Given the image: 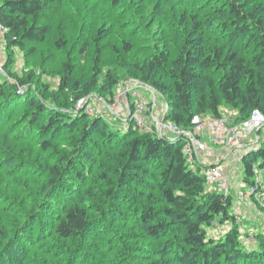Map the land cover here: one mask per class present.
<instances>
[{"label":"rangeland","instance_id":"rangeland-1","mask_svg":"<svg viewBox=\"0 0 264 264\" xmlns=\"http://www.w3.org/2000/svg\"><path fill=\"white\" fill-rule=\"evenodd\" d=\"M225 3L226 0H54L46 8L45 21L49 31L45 41L37 45V54L28 59L19 47L10 49L9 45L5 47L4 40H0V51L5 55L6 64L9 58L13 60L11 74H8L5 64L7 73L0 74V82L7 81L18 86L15 96L7 95L4 98L0 95V226L14 233L17 227L18 234L21 233L19 239L18 234H13L18 242L6 253V264H41L40 258L45 259L44 264H149L156 259H162L163 263L165 260V264H184L173 256V250L161 255L160 249L165 239L154 240L146 236L147 228L139 222L138 208L146 202L148 193L152 192L157 198L155 201L159 200V193L154 188L155 179L147 177L142 186L120 188L110 203L102 195L95 196V199L88 195V189H93L94 193L105 190L100 175L103 167L109 179L118 181L114 171L116 164L112 163L111 158L117 155V150L123 149L121 143L104 140L92 128L82 152L75 155L73 151L76 141L82 137L79 130L83 125L92 126L95 120L102 121L107 130L115 129L123 133L132 124L126 114L128 101L124 107L122 104L118 114L111 108L116 96L122 97L125 89L140 84L125 77L123 69L126 65L141 64L163 52L172 60L181 52L186 39H190L195 48L207 53L210 44L222 46L223 55L238 49L249 57L250 51L245 49L240 39L228 44L227 32L220 30L219 23L224 16L222 12L227 10ZM197 22L200 23L198 28L195 27ZM61 36L64 37L65 46L60 49L55 42ZM125 42L131 44L130 51L124 48ZM83 45L85 51L81 50ZM69 57L74 68L73 81L79 80L81 85L91 80L97 83L87 97L76 100L72 83L61 90L60 70ZM110 70L121 77L114 100L111 99L112 94L109 96L102 89ZM222 70L213 74L215 90L218 89L217 81ZM30 73L33 74L32 82L28 86L20 85L19 78H25ZM43 85L47 87L44 89ZM245 85L246 81L243 80L241 86L244 88ZM138 90L150 96L146 89ZM24 95H28V98H19ZM37 97L52 103L53 107H59V103L65 100L68 105L66 112L73 116L85 113L86 116L78 118L74 129H64V134L57 137L54 147L48 151L40 148L37 133L32 128L24 132L33 112L28 108L29 102ZM122 98L124 101V96ZM127 98L132 105L135 99L129 91ZM161 100L160 97L159 102ZM163 104L162 109L166 107ZM220 111L222 116L239 114L225 102ZM98 124V128H101L102 123ZM260 135L258 144L246 147L242 152L264 147V132L261 131ZM203 141L213 148H221L209 139L208 134L204 135ZM63 155L64 181L54 187L47 183V173L50 165L58 163ZM206 157L204 155L202 160L207 163L214 161L210 157L206 160ZM241 158L239 154L231 163L224 158L221 161L223 167H228L226 174L232 180L231 191L235 201H239L238 193L250 191V185L244 182L245 170ZM149 169L156 176L160 171L152 166ZM77 173H82L81 179ZM46 189H51L49 200ZM76 199L92 207L96 205L98 215L94 230L82 239L60 240L53 227L66 203ZM37 200L49 202L48 209H45L43 216L22 228ZM162 204L157 206L161 207ZM114 207L117 210L113 211ZM205 228L207 236L217 240L238 228L243 246L259 248L255 235L264 234V211L252 206L250 200H245L240 212H235L234 221L221 224L214 220ZM175 230L173 227V235ZM5 243L0 238V251Z\"/></svg>","mask_w":264,"mask_h":264},{"label":"trees","instance_id":"trees-1","mask_svg":"<svg viewBox=\"0 0 264 264\" xmlns=\"http://www.w3.org/2000/svg\"><path fill=\"white\" fill-rule=\"evenodd\" d=\"M53 2L54 0H0V22L10 30V49L13 46L19 47L27 58L37 54V45L45 41L49 31L45 21L46 8ZM225 4L227 10L222 12L224 16L219 23L220 30L227 32L228 44L240 39L245 49L250 51L249 57L241 54L238 49L223 55L222 46L210 44L207 53L202 49L198 50L190 39H186L182 43L181 52L172 60H169L166 52L157 53L141 64L132 63L123 69L125 77L146 84L159 92L168 104L167 118L184 128L191 127V119L196 114L222 116L220 108L223 102L239 111L238 121L249 117L255 108L264 112V0H226ZM199 26L200 23L197 22L195 27ZM55 43L58 48H63L64 37L61 36ZM124 48L130 51L131 44L125 42ZM81 50H86L85 45ZM222 57L223 61L220 62ZM9 59L6 69L10 75L13 60ZM97 60L99 61V58ZM73 69L69 57L62 63L60 70L61 90L72 83L76 100L87 97L97 83L91 80L81 85L79 80L73 81ZM217 70H222V75L218 78V89L215 90L213 74ZM32 79V73L25 78H19L20 85L28 86ZM243 80L246 81L244 88L241 86ZM120 81L119 73L116 75L112 70L105 76L102 89L109 96L112 94V100L121 84ZM46 87L43 85L44 89ZM17 92L16 84L0 82L2 97L15 96ZM66 107L68 105L65 100L59 103V107H53L52 103L42 101L38 97L29 102L28 108L33 112L26 127L28 130L24 132L27 133L32 128L37 133L39 146L43 151L54 147V141L60 134H64V129H74L79 117H86L85 113L73 116L66 112ZM24 121L26 122V119ZM98 123H102L101 128H98ZM92 128L104 140L121 143L123 149L117 150V155L111 158L112 163L116 164L114 171L118 181L109 179L103 167L100 175L105 183V190L94 193L93 189H88V195L94 199L95 196L102 195L110 203L120 188L142 186L147 177L155 179L154 188L159 193L157 196L160 201H155L157 198L152 192L148 193L146 202L138 208V218L147 228L146 236L154 240L165 239L160 249L161 255L173 250V256L184 264H264L262 233L255 235L259 248L243 246L238 228L227 232L223 239L217 240L207 236L205 227L210 226L212 221L218 220L221 224L234 221L236 201L233 193L224 195L207 189L201 166L191 167L184 156L183 139L174 140L169 136L139 131L130 125L123 133L115 129L107 130L104 122L95 120L92 126L83 125L80 128L82 137L76 141L73 151L75 155L82 152ZM241 159L245 170L244 182L252 185L255 177L254 167H258L264 174V147L244 154ZM58 161L50 165L46 178L47 183L54 187L55 184L63 182L65 177V155ZM150 166L160 170L157 176L151 173ZM77 176L81 179L82 173H77ZM50 194L51 189L46 193L48 200ZM253 201L254 206L264 211L255 199ZM40 203L37 200L29 210L30 214L22 228L43 216L49 202ZM160 203L163 204L158 207ZM97 210L96 205L92 207L83 200L68 201L53 227L55 234L64 241L72 238L82 239L94 230ZM112 210H117V207ZM173 227L176 229L174 235ZM13 234H18L17 227L14 233L0 226V238L6 241L0 251V264H6V253L18 242ZM18 235L19 239L21 233ZM161 260L156 259L149 264H165V260L164 263ZM40 261L44 264L45 259L40 258Z\"/></svg>","mask_w":264,"mask_h":264},{"label":"built area","instance_id":"built-area-1","mask_svg":"<svg viewBox=\"0 0 264 264\" xmlns=\"http://www.w3.org/2000/svg\"><path fill=\"white\" fill-rule=\"evenodd\" d=\"M9 32V28L3 22H0V40H4L5 47H7L9 42ZM6 61L5 55L0 51V74L7 73L5 70ZM138 88L146 89L150 96L147 97ZM125 90L122 94L125 100L123 101L121 96H116L113 104H111V108L115 110V113L122 110V104L124 107L126 101H128L125 107L129 122H132V124H129L130 126L146 130L158 136H169L174 140L183 139L184 156L191 167L198 168L201 166V173L205 177L207 188L221 192L224 195L232 194V180L226 174V167L221 165V161L227 159L228 163H231L236 159L237 155L241 154L242 157L251 151L242 152L246 147L249 148L259 143L261 140L260 132H264V112L262 110L255 108L249 117L239 121L237 119L238 116L232 115L196 114L191 119V127L184 128L167 118V102L160 96L159 92L157 93L150 86L139 84L136 87H130L129 90ZM128 91L130 96L135 99L132 105L127 98ZM160 97L162 100L159 102ZM162 103L166 105L164 109H162ZM206 134H208L209 139L213 143L218 144L221 148H213L206 144L203 141V137ZM212 152L216 153L212 156L214 161L207 163V161L202 160L204 155H207L206 160H209ZM253 171L255 178L253 184L250 185V191H242L237 195V200L239 201L234 204V209L237 213L240 212L245 200H250L252 204L254 202L253 199H255L264 208V174L258 167H254Z\"/></svg>","mask_w":264,"mask_h":264},{"label":"crops","instance_id":"crops-1","mask_svg":"<svg viewBox=\"0 0 264 264\" xmlns=\"http://www.w3.org/2000/svg\"><path fill=\"white\" fill-rule=\"evenodd\" d=\"M216 153H211V155L209 156L210 158H212V156H214ZM226 170H228V167L226 168ZM254 204H252V206H253Z\"/></svg>","mask_w":264,"mask_h":264},{"label":"water","instance_id":"water-1","mask_svg":"<svg viewBox=\"0 0 264 264\" xmlns=\"http://www.w3.org/2000/svg\"><path fill=\"white\" fill-rule=\"evenodd\" d=\"M165 121H166V118H165Z\"/></svg>","mask_w":264,"mask_h":264}]
</instances>
